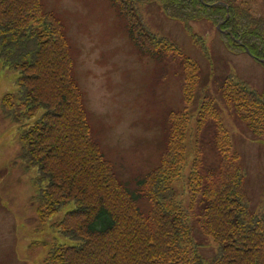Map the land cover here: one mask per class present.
I'll list each match as a JSON object with an SVG mask.
<instances>
[{
    "label": "trees",
    "instance_id": "16d2710c",
    "mask_svg": "<svg viewBox=\"0 0 264 264\" xmlns=\"http://www.w3.org/2000/svg\"><path fill=\"white\" fill-rule=\"evenodd\" d=\"M111 2L138 50L170 59L181 72L185 106L168 113L159 162L134 190L118 179L92 136L64 24L42 0H0V69L15 74V91L0 99L3 118L17 126L13 164L34 172L30 203L39 225L74 242L48 245L42 264H264V205L251 208L240 153L214 99L198 104L189 146V106L200 65L174 41L150 31L140 8L156 3L205 55L192 23L219 25L229 33L219 30L230 52L248 49L262 66L264 20L243 0ZM217 92L230 119L252 139L264 140V84L255 89L227 74ZM67 205L72 208L54 221ZM193 223L215 244L210 258L200 252Z\"/></svg>",
    "mask_w": 264,
    "mask_h": 264
},
{
    "label": "rangeland",
    "instance_id": "374dc122",
    "mask_svg": "<svg viewBox=\"0 0 264 264\" xmlns=\"http://www.w3.org/2000/svg\"><path fill=\"white\" fill-rule=\"evenodd\" d=\"M64 24L73 58V75L81 89L91 133L118 179L129 190L154 168L164 146L166 118L185 106L180 66L170 59L157 60L141 53L128 36L123 18L111 0H42ZM264 20V0H243ZM143 22L153 33L174 41L201 68L199 87L189 106V146L194 143L196 110L203 98H212L222 111L234 148L245 170V188L252 210L264 205V140H254L241 124L227 115L217 85L234 74L250 87L264 84V66L246 53H232L219 30L207 22L192 23V31L205 44V55L183 25L167 18L156 3L141 6ZM14 73L0 69V99L15 91ZM17 126L0 111V264H42L53 242L74 243L35 218L30 197L34 172L14 165L18 154ZM207 159L214 158L207 149ZM190 157V156H189ZM190 161V159H189ZM143 201L139 205L143 207ZM72 208L65 206L54 217L60 220ZM200 252L210 258L215 244L193 223ZM44 244L46 246H44Z\"/></svg>",
    "mask_w": 264,
    "mask_h": 264
},
{
    "label": "water",
    "instance_id": "95a60500",
    "mask_svg": "<svg viewBox=\"0 0 264 264\" xmlns=\"http://www.w3.org/2000/svg\"><path fill=\"white\" fill-rule=\"evenodd\" d=\"M246 52L250 55L249 51L246 49Z\"/></svg>",
    "mask_w": 264,
    "mask_h": 264
}]
</instances>
